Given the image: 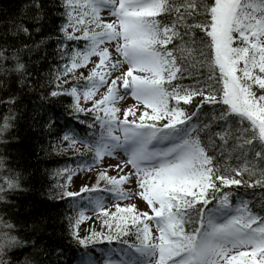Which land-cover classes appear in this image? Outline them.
Listing matches in <instances>:
<instances>
[{
  "label": "snow or ice",
  "instance_id": "1",
  "mask_svg": "<svg viewBox=\"0 0 264 264\" xmlns=\"http://www.w3.org/2000/svg\"><path fill=\"white\" fill-rule=\"evenodd\" d=\"M0 107V143L24 121L77 158L53 215L0 157V264L63 256L58 225L75 264H264V0H29L0 21Z\"/></svg>",
  "mask_w": 264,
  "mask_h": 264
},
{
  "label": "trees",
  "instance_id": "2",
  "mask_svg": "<svg viewBox=\"0 0 264 264\" xmlns=\"http://www.w3.org/2000/svg\"><path fill=\"white\" fill-rule=\"evenodd\" d=\"M28 2L29 0H0V21L15 15ZM58 63L59 61L53 55H49L46 61H42L37 65V69L40 75L44 77L45 83L48 80V73H55ZM28 103H32V101H28ZM4 112L5 110L0 107V115H3ZM65 120L70 126L84 129L83 125L76 124L67 115L62 119V125ZM14 135H18L19 139H10L8 143H0V157H5L22 174L24 186L29 189L23 194L16 195L14 197L15 202L17 205H24L28 210L53 215L56 213L63 214L67 210V205L63 201L48 200L47 194L55 190L57 179L54 177V173L57 168L61 164H71L77 158L73 157L70 161L67 156L57 155L54 152L45 154L40 147V144L44 141H41L38 133L29 128L24 121H21L14 131ZM256 191L259 192L258 189ZM258 198L259 196L256 197V199ZM57 203L61 207L54 208ZM61 231L62 227L58 225L56 233L51 236L49 242L53 246L63 249L64 255L60 256L58 252L53 253L51 264H69V262L71 264L73 257L79 250L74 241H70L66 235L62 236L60 234Z\"/></svg>",
  "mask_w": 264,
  "mask_h": 264
},
{
  "label": "rangeland",
  "instance_id": "3",
  "mask_svg": "<svg viewBox=\"0 0 264 264\" xmlns=\"http://www.w3.org/2000/svg\"><path fill=\"white\" fill-rule=\"evenodd\" d=\"M133 101L131 100V98L129 97V99L127 100V104H132ZM89 175H92V174H89ZM84 181L80 178H76L74 180V184L71 186L73 190H78L80 186H82V183Z\"/></svg>",
  "mask_w": 264,
  "mask_h": 264
}]
</instances>
